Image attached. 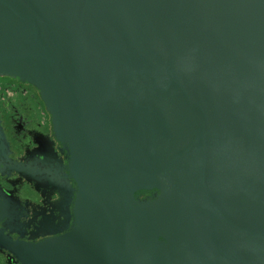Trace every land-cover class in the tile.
<instances>
[{"label": "water", "instance_id": "95a60500", "mask_svg": "<svg viewBox=\"0 0 264 264\" xmlns=\"http://www.w3.org/2000/svg\"><path fill=\"white\" fill-rule=\"evenodd\" d=\"M3 77L38 91L66 160L15 162L0 116V173L63 216L13 240L0 190L18 263L264 264V0H0Z\"/></svg>", "mask_w": 264, "mask_h": 264}, {"label": "flooded vegetation", "instance_id": "af4514ba", "mask_svg": "<svg viewBox=\"0 0 264 264\" xmlns=\"http://www.w3.org/2000/svg\"><path fill=\"white\" fill-rule=\"evenodd\" d=\"M14 81L27 92L33 91L34 93L32 94L37 97L38 91L34 87L21 83L18 80ZM39 110L46 111L43 103H39L38 101L34 105L30 103L26 112L29 115H26L25 112L21 113L16 109V117L10 123H6V117H4L5 115L0 109L2 125L10 144V158L15 162L27 163L28 161L32 163L33 160H43L44 156L42 153L47 152L51 147L54 148L60 158L64 159V156L59 151L60 144L53 135L50 116H47V121L44 124L41 123L39 120ZM32 111L33 113H31ZM64 163L66 164L65 159ZM0 190L8 199L16 200L20 203L17 211L19 214V226H13L20 233L10 234L13 240L39 242L53 236L49 235V233L56 228L55 226L58 223L62 222L63 216L59 210L60 196L52 186H42L36 182H29L24 178H20L15 173L11 175H2L0 173ZM150 195L151 193H141L140 197L147 198ZM73 218L71 217V220ZM1 227L2 223H0ZM9 233V231L6 232V234ZM61 234H57V236ZM0 264L20 263L8 251L0 249Z\"/></svg>", "mask_w": 264, "mask_h": 264}, {"label": "rangeland", "instance_id": "374dc122", "mask_svg": "<svg viewBox=\"0 0 264 264\" xmlns=\"http://www.w3.org/2000/svg\"><path fill=\"white\" fill-rule=\"evenodd\" d=\"M33 91L27 92L24 88L19 87L16 84V81L10 78H0V109L6 117V123H10L13 120L15 115V110L18 109L19 112H25L26 115H29L27 112L29 108V104L36 103H43L40 99L39 93L37 92V97L33 95ZM23 108L25 109L23 111ZM38 109V108H37ZM31 110V109H30ZM46 112V111H45ZM42 110H39V120L41 123L44 124L47 121V116L49 117L48 113H45ZM33 113V111L31 112ZM30 113V114H31Z\"/></svg>", "mask_w": 264, "mask_h": 264}]
</instances>
